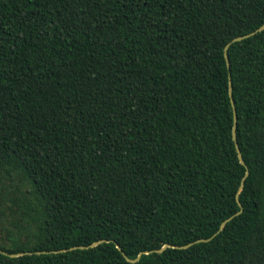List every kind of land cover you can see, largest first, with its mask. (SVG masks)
<instances>
[{"label":"trees","instance_id":"obj_1","mask_svg":"<svg viewBox=\"0 0 264 264\" xmlns=\"http://www.w3.org/2000/svg\"><path fill=\"white\" fill-rule=\"evenodd\" d=\"M263 23L264 0H0V250L30 252L0 264H264V28L233 41ZM165 243L191 244L125 258Z\"/></svg>","mask_w":264,"mask_h":264},{"label":"water","instance_id":"obj_2","mask_svg":"<svg viewBox=\"0 0 264 264\" xmlns=\"http://www.w3.org/2000/svg\"><path fill=\"white\" fill-rule=\"evenodd\" d=\"M264 28V23L261 24L259 27H257L255 30L249 32V33H246V34H243V35H240V36H237L236 38L233 39V41H237V40H241L243 38H246V37H249L255 33H257L258 31L262 30ZM229 43L226 45L225 49L228 47ZM224 57H225V61H226V65L227 67L229 68V58H228V55L226 53V50L224 51ZM229 96H230V102H231V106H232V111H233V125H232V137L235 141V148H236V151H237V155H238V159L239 161L242 163V164H245L244 163V160L242 158V155L240 153V149H239V146L237 145V142H236V126H237V114H236V109H235V105H234V100H233V97H232V82H231V79H230V74H229ZM248 175V170L245 171L244 173V176L240 182V186H239V189L242 188L243 186V181L245 179V177ZM236 199H237V202L240 206V209L238 211H236L233 215L227 217L226 219H224L218 230L209 238L207 239H198L196 241H206V240H209L211 239L216 233H218L219 231H221L226 222L229 221L234 215L236 214H239L242 210V207L239 203V200H238V193L236 195ZM103 240H97V241H94V242H91L90 244L88 245H75V246H70L68 248H62V249H53V250H37L36 253H56V252H61V251H67V250H72V249H76V248H87V247H93L95 245H97L98 243L102 242ZM191 243H188V244H185V245H176V244H169V243H165L163 244L160 248L158 249H151V250H144V251H141L134 259H131L127 256H125L126 260L130 261V262H135L137 260H139L141 254H148V253H151V252H160L162 250H164L166 247H174V248H185L187 246H189ZM116 247L121 250L119 244H116ZM1 251V250H0ZM3 252L4 254L8 255V256H11V257H14V256H18V255H21V254H24V253H30L28 251L26 252H16V253H9V252H6V251H1Z\"/></svg>","mask_w":264,"mask_h":264},{"label":"rangeland","instance_id":"obj_3","mask_svg":"<svg viewBox=\"0 0 264 264\" xmlns=\"http://www.w3.org/2000/svg\"><path fill=\"white\" fill-rule=\"evenodd\" d=\"M8 204V203H7ZM6 225L5 223V219L3 218V216L0 214V239L3 238V226Z\"/></svg>","mask_w":264,"mask_h":264}]
</instances>
